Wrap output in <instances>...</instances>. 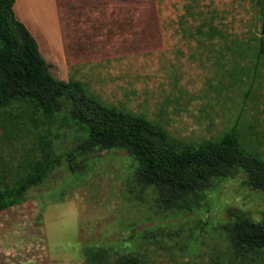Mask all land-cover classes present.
<instances>
[{
    "label": "rangeland",
    "instance_id": "374dc122",
    "mask_svg": "<svg viewBox=\"0 0 264 264\" xmlns=\"http://www.w3.org/2000/svg\"><path fill=\"white\" fill-rule=\"evenodd\" d=\"M257 5L256 0H58L57 6L56 0H16L14 11L55 78L79 81L106 104L144 113L186 143L216 139L237 124L248 151L256 152L253 146L264 154V66L254 81L241 69L253 68L252 57L232 50L236 41L254 48L255 37H264ZM82 7L110 13L68 11ZM206 22L226 39L201 36L198 29ZM60 38L65 56L58 51ZM59 131L58 148L73 149L78 132ZM20 149L0 136V169L6 161L21 160ZM85 165L82 174L60 167L24 203L0 211V264H85V247L120 249L148 226L164 229L160 243L151 246L160 264H264V252L237 257L225 227L231 210L262 219L264 192L249 186L244 172L213 180L192 209L163 211L154 190L137 185L128 152L90 153Z\"/></svg>",
    "mask_w": 264,
    "mask_h": 264
},
{
    "label": "trees",
    "instance_id": "16d2710c",
    "mask_svg": "<svg viewBox=\"0 0 264 264\" xmlns=\"http://www.w3.org/2000/svg\"><path fill=\"white\" fill-rule=\"evenodd\" d=\"M256 2L264 21V0ZM15 3L0 0V136L24 153L21 160L6 161L0 169V211L24 203L62 166L82 174L87 156L103 150L131 155L137 185L142 191L152 188L163 211L192 209L213 180L234 178L241 171L249 186L264 192V154L253 146L256 152L248 151L237 124L216 139L186 143L144 113L106 104L89 95L79 81L55 78L37 40L17 18ZM198 33L207 40L226 39L207 22ZM255 38L254 48L236 41L232 49L240 58L252 57L253 68L241 69L254 81L264 66V37ZM62 127L78 132V143L69 151L57 146ZM24 139L27 143H21ZM230 213L232 222L225 227L234 254L247 258L263 253L264 213L260 221L242 210ZM163 230L148 226L116 250L85 247V264H160L151 246L160 243Z\"/></svg>",
    "mask_w": 264,
    "mask_h": 264
},
{
    "label": "crops",
    "instance_id": "0c3cea01",
    "mask_svg": "<svg viewBox=\"0 0 264 264\" xmlns=\"http://www.w3.org/2000/svg\"><path fill=\"white\" fill-rule=\"evenodd\" d=\"M56 5L58 6V0H56ZM59 9V14H62V11L60 8ZM98 9L97 8H87V7H82L80 8L78 11H74V9H69V13H72L73 15H77V14H84V15H87V14H96V15H102V14H109L110 12L107 11L105 13V10L102 9L101 12L97 11ZM67 12V11H66ZM58 14V19L60 18L61 15ZM59 30V29H58ZM60 32H61V29H60ZM60 36H61V33H60ZM59 36V37H60ZM60 42H61V48H59V52L61 53V55L63 54L64 56L66 55V53L64 52V48H63V41L62 39L60 38Z\"/></svg>",
    "mask_w": 264,
    "mask_h": 264
}]
</instances>
